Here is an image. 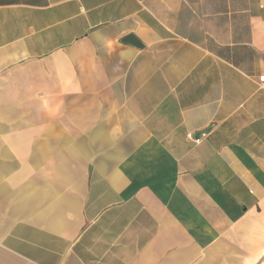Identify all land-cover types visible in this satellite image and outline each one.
Here are the masks:
<instances>
[{
    "label": "crops",
    "instance_id": "0c3cea01",
    "mask_svg": "<svg viewBox=\"0 0 264 264\" xmlns=\"http://www.w3.org/2000/svg\"><path fill=\"white\" fill-rule=\"evenodd\" d=\"M262 76L264 0H0V264H264Z\"/></svg>",
    "mask_w": 264,
    "mask_h": 264
},
{
    "label": "water",
    "instance_id": "95a60500",
    "mask_svg": "<svg viewBox=\"0 0 264 264\" xmlns=\"http://www.w3.org/2000/svg\"><path fill=\"white\" fill-rule=\"evenodd\" d=\"M122 41L125 43L132 44L133 46H135L137 48L142 47V45L139 43V41L137 39H135V37L133 35L126 36ZM205 131H207V130H205ZM200 135H201V133H197L194 135V138H199Z\"/></svg>",
    "mask_w": 264,
    "mask_h": 264
},
{
    "label": "built area",
    "instance_id": "2783aa9c",
    "mask_svg": "<svg viewBox=\"0 0 264 264\" xmlns=\"http://www.w3.org/2000/svg\"><path fill=\"white\" fill-rule=\"evenodd\" d=\"M259 83L262 88H264V76L259 78Z\"/></svg>",
    "mask_w": 264,
    "mask_h": 264
}]
</instances>
